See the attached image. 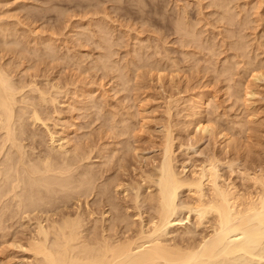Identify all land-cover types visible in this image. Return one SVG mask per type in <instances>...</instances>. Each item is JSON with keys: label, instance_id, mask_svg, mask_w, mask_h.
Here are the masks:
<instances>
[{"label": "bare ground", "instance_id": "obj_1", "mask_svg": "<svg viewBox=\"0 0 264 264\" xmlns=\"http://www.w3.org/2000/svg\"><path fill=\"white\" fill-rule=\"evenodd\" d=\"M231 1L217 0V2H215L219 6L223 5L222 7H225V12L227 13V10L233 6L231 4V6L229 5ZM260 1L264 3V0ZM232 4H234V0ZM261 5L262 4H260V6ZM226 15L227 14L224 16ZM183 17L185 18V16ZM233 20V15L228 16L229 23H233ZM103 24L104 23L100 20L98 23L96 21V25L100 32L96 34L99 36L100 42H94V44L106 50L107 53L108 50H110V53L109 55H105L106 53L104 55H99V62L97 61L96 64L93 65V68H95V66L97 68L98 66V68L100 67V69L103 70H112L119 67L121 71L116 77L118 78V83L116 84L119 86L122 85V87L127 84L131 86V84H129L131 80L127 75V70H124V65L122 68L118 62L115 61V63L111 59L115 54H113V50L111 52L115 41L113 42L111 40L113 36L110 37L109 32L106 31L110 30L108 27L104 31ZM188 24L181 17L176 25L177 33L182 31H187L188 33V35H183L185 38L187 36V41L185 42L184 40L182 42L181 40L185 45L189 43V39L193 40L197 38L195 31L189 29ZM105 26L107 25L105 24ZM0 28V227L1 224L2 227H4L3 223L7 222V220L11 219L12 222V219L17 220L18 218L19 223V220L21 222L22 219L28 217L29 222L27 224L32 227L34 226V230L30 232V234L28 231L30 238L28 239L29 241L26 242V244L28 243L26 250L24 249L25 246L22 245H19L20 247L18 246L17 248L24 249L27 253L29 252L32 254L31 258H33V260L32 262L30 261L31 264H256L255 258L264 257V146L258 148V146H261V140L264 141V136L262 139L259 137V139L255 134H251L252 131L249 133L251 129L254 130L252 126L251 128L249 126V128L247 127L249 129L248 133L244 131L243 126L244 128L246 127L245 125L247 123L245 124V121L248 120L247 116H245L247 120H245V117H243L244 120H242L243 118L241 119L244 121L243 123L239 121L241 125L240 133H237L238 135L230 131V133H225L223 128L224 131L215 133L213 129H215L214 127L217 124L214 126L212 124L213 121H211L212 118H209L210 115L208 116V114L206 115L204 112L206 107H208L207 105L212 106V104L215 103L213 99L212 103L210 97H206V94L204 96L200 94L195 100H189L190 98L188 100H181L184 104L188 103L189 105L187 107L184 105L185 108L179 109L178 106L181 105L180 100L169 97L167 101L168 108L165 106V115L167 113L166 117L168 116V119L166 118L165 121L168 120V122L163 125L161 124L162 138L159 147H157L159 150L157 153L158 156L157 154L156 157L153 156L152 164H150L152 168H150L149 171L148 167L147 171L141 169V179L139 177L138 180L136 179L139 183H137V181L133 183V179L132 181L126 179L129 182L127 183L126 180L124 181V177H121L124 176L125 171H127V169L124 170L123 168L125 165L127 167V163L130 160L128 156H131L130 152L136 150V146H134V148L132 144H135L134 142L138 140H135L137 137L136 135H138L137 133L140 131L141 134L142 131L144 133L143 129H145V126L148 124L146 123L147 121H144L146 119L144 116V114H146V109H139L137 105L138 108L135 106L137 108L136 113H134V109V112L132 110L127 113L125 112L124 115L121 114V119L115 120L116 113H118L117 108L115 106L114 109L112 107L113 105L111 106L109 104L111 106H109V110L111 111L108 112V109H106V111L108 112V117H111L113 121L110 118L108 121L105 120L103 122L104 119L102 120V118H104L106 113L103 115L104 112L99 113V110H97V112L103 116L101 118L100 115L97 114L100 117L99 120H102L101 123H104L101 124V130H103V128L105 129L103 133L100 130L102 133V136L100 135V140L106 139L109 141H101L102 143L99 141V144L101 143L102 145L100 144L101 149L99 147L98 152L96 151L98 147L96 143L95 145L97 147L95 146V151L97 155L99 154L98 161L99 159L100 161L105 159L101 164L102 166L106 165V167L112 160H116L113 158L118 156V162L115 161V163L119 164V170L121 171H119V176L118 172L116 174L113 171V174L109 169L112 164H109V173L112 175L109 176V174L107 175L102 172L104 175L109 176L108 179L104 178L105 181H103L101 180L103 179L101 177L102 175H100L101 170L99 171L97 169L100 172L98 177V171L93 166L95 163H92L93 160L91 161L93 154L89 143L92 144V142H90L92 141L90 137H92L93 134L88 138L90 140L88 145L83 142L79 145L75 138L77 137L75 133L78 130L76 132L74 131V139L70 136L72 132L70 134L66 129H62L61 131L56 130L58 129L59 122L57 125L56 122L58 120L54 121V115L59 117L58 115L61 113L58 106L64 104L71 107V109L74 108V110L80 111L82 109L81 106H84L83 103L87 104L83 101L80 108H78L79 106H74L75 102L74 105L72 104V98L77 94L75 92L78 87L73 91L75 95H73L72 98H67L70 97V95L66 92V89H69L68 87L70 84H68V86L65 84L67 88H63L62 85L64 83L61 85V82H54L52 79L50 80L47 78L48 76L45 78L44 82L43 80L40 82L38 81V77H40L39 74L36 76L33 72L32 75L31 71L30 74L27 73L29 72L28 70H32L33 68V66L31 67L28 65V69H26L27 67L24 68V74H27V77L25 76V79L17 78V75L21 72L17 74L15 72L16 70H12L13 65H11V58H14V45L16 43L14 42L15 44H13L7 41L8 33L11 34V31L9 32L7 28L5 29L2 26H0ZM86 29H88V27ZM84 31L83 29L82 33ZM92 34L90 35L92 36ZM12 35H14V33ZM10 37L11 35H9V38ZM41 38L43 44V37ZM35 39V45L37 46L39 44V38ZM48 39H51V37ZM52 41L47 42L46 40V43L44 42L43 46L45 45V49L43 47V50H40L42 52L41 55H39L40 52L37 50L34 52L31 49L32 53L34 52L35 55L37 51L39 54L36 55L40 61H47V59H49L51 63L59 59L57 58L59 53L57 54L58 51H56L58 45L56 46L55 42L53 44ZM246 42L247 41H245L244 47L242 46L243 49L240 47L239 43L238 47L240 50L242 49L244 51V48L247 50ZM27 43L26 41L25 45ZM32 43H34V40L33 42L31 41V44ZM20 45L23 44L20 43ZM28 45L29 44H27V47ZM116 45H118L117 42ZM258 47L259 46H257V48ZM39 48L40 47H38V49ZM139 49L141 50V48ZM26 51L28 52V50ZM8 53H12V55H9L11 62H8L9 59L6 57ZM21 55L23 56L25 54L21 53ZM249 56L250 55H248V57ZM66 57L67 54L65 58ZM135 57L136 58H130L132 59L131 63L136 69L138 68L137 70L141 67H147V65H144L145 63H142L143 65L137 64V62L144 61L140 53L135 55ZM25 59H27V57H25ZM24 60L22 62H24ZM246 61L247 59L245 62ZM260 61H262V59ZM251 62L255 63V61ZM242 63L243 66H245L244 62ZM250 63H245L248 65L247 67L251 65L249 67L250 69L248 68L252 76V81L250 83L248 82L249 84L253 82L252 74H254V81L260 77H264V70L261 68L264 63L262 62L263 65L259 67L263 72L260 70L258 71L259 68L257 65L259 66V64H256L255 68ZM22 65H24V63L20 66ZM81 66L83 67V65ZM251 67H254L253 70L256 69V71H258L257 75H255L256 71L251 73ZM248 69L245 70V67H243V70L247 72ZM140 74L141 73H139V75ZM141 75H143V73ZM161 76L162 73L157 75V80H159L160 83L163 82L164 77ZM174 76L175 75H173V77ZM176 76L171 78V85H175L177 81V79H175ZM27 78L29 79L26 80ZM140 81V78L139 81L135 80L137 83ZM244 81L242 82L244 83ZM237 82L239 83H235L236 86L233 85L236 93L239 92L240 94V91L243 89L242 91H247L245 95L253 94V87L249 86V88L245 86V88H243L244 84L239 80ZM246 84L247 83H245V85ZM162 86L163 84L161 87ZM174 87H176V85ZM84 88H86V86L81 90L78 88L80 91L76 96L79 99L78 101H80V99L82 101V98H84L83 100L86 99V101H88V98L91 99L90 96L93 93L89 90H84ZM117 89H115L116 93ZM122 90L126 92L125 89ZM231 93L233 94V92ZM236 95L238 94H235V96ZM135 98H133V101ZM239 98H241V95ZM96 99L97 98L94 100L96 101ZM70 100H72V103ZM111 101L113 102L114 100L112 99ZM136 101L137 100L134 102ZM97 103L99 104V102ZM93 105L91 106L95 107ZM174 106L177 107L178 114L187 112L183 117L187 118V120L184 119L185 122L181 123L185 127H193L192 131L187 134V139L183 138L187 141H177V131L174 130L176 123L173 121L172 116V111L175 109ZM128 107L130 108V106ZM51 108L53 109L51 110ZM111 108L116 110V113ZM116 117L119 118L120 115L118 114ZM215 117L217 116L215 115ZM248 118L250 122L251 119L250 117ZM215 120L217 119L215 118ZM255 121L253 123L251 122V124H256ZM239 122L236 121L238 124L237 127L239 126ZM262 123L263 122H261L260 125H262ZM119 124H122V126ZM233 124L235 125V121ZM176 125H178V122ZM40 129L44 130L43 132L48 140L46 141V148L44 149L42 148L45 146V144H43L45 139L43 140V138L46 137H44L45 135L42 136V134H40L41 136L39 135L37 131H40ZM116 130H118V133ZM218 130L219 129H217V131ZM116 133L117 136H127L125 148L123 147L124 144L121 143L122 147L119 145L120 142L116 140L118 138L115 135ZM261 133L263 134V132ZM98 134H100V132ZM98 134L96 132V136H98ZM141 134L139 136H141ZM113 135L116 136V139H113ZM206 135H209L212 143L209 144V148H206L208 150L207 153H205L207 150L204 151V149L203 152L202 150L200 151L202 154H205V156H203L204 159L197 160L195 158L198 157L192 156L190 151L192 149L197 150L196 148L203 139L205 140ZM134 136V141L131 144V140H133ZM82 139L80 140L82 141ZM85 139L84 142H87V136ZM114 140H116V142ZM255 141L260 143V145H257L258 143L256 144ZM83 144L85 146L84 148L87 149L85 151L83 150ZM110 145H112V147H110ZM113 145H117V147L113 148ZM262 145L264 144L262 143ZM37 149L39 150L37 151ZM120 152L121 154L117 155ZM133 153L130 158L133 157L135 159L136 156L134 157V155H136L137 152L134 155ZM179 154H183L185 158L182 155V159H184L180 160L179 156L181 157V155ZM94 158H96V156ZM125 159L126 161L127 159L129 160L126 162ZM144 159L142 158L143 161ZM86 161L88 162L87 164H85ZM82 162L85 164L84 166L83 164L81 165ZM148 162H144L145 164L142 162L144 167H146ZM115 163L114 165L116 167ZM97 165H95L96 168ZM139 166L141 168V165ZM92 168L95 169L97 173L92 170ZM112 168H114V166ZM135 168L137 169V167ZM105 169L106 168H103L102 170L108 173V171H106L108 169ZM136 169H133V171ZM122 170L124 172H122ZM99 181L101 184L98 183ZM141 181L142 183H140ZM143 189H145L144 193ZM131 191H133L134 194L131 193ZM118 195L128 198L129 201L125 199V202L121 197V200L124 201L125 204L123 202L121 203L120 199L119 202V200L116 199ZM93 196L96 199L93 202L89 201V198ZM83 198L84 203H82L85 208L82 210L81 206L80 209L82 212H78L79 207H77V213H74L73 210L76 211V209H74L73 204L80 202V200L82 201ZM72 200L73 204H68V202H72ZM82 203L80 202L81 205ZM119 203H121V205ZM90 204H93V208H91ZM68 205H72V211V208ZM76 205L78 206V204ZM67 207L70 208L69 212L68 209L67 212H65V210L63 211V209ZM95 212L98 213L100 217L97 214L98 218H96V215V219L93 217L92 220L91 218L94 216ZM180 212L184 215L181 220L175 218ZM32 215H36L35 222L31 219L33 217ZM184 220H186V223L182 224L183 226L179 227L175 225L176 221ZM6 227L7 225L5 228ZM170 227H173V229H169ZM11 228H13V226H11ZM9 259L8 261H10ZM10 262H12V260ZM2 263L5 264L4 262Z\"/></svg>", "mask_w": 264, "mask_h": 264}, {"label": "rangeland", "instance_id": "obj_2", "mask_svg": "<svg viewBox=\"0 0 264 264\" xmlns=\"http://www.w3.org/2000/svg\"><path fill=\"white\" fill-rule=\"evenodd\" d=\"M215 1L217 2V0H214V1L212 0H0V26H2L5 29L7 28L9 32L11 31L10 32L11 34L8 33L7 41L13 44L16 43L14 45L15 52L13 56L15 60L14 58H11L12 59V62H11L9 55L10 54L12 55V53H8L6 57L10 60L9 61L7 59L8 62H11L12 63L11 65H13L12 70L14 71L16 70L15 72L17 74H19L20 72L22 73L23 71L22 75L21 73L17 75V78L25 79V76L27 77V74H24L25 73L24 68H26L28 65L31 67L33 66L34 70L32 68V70H28L29 72L27 73L30 74V71H31L32 75H33V72H34V75L36 76H38L39 74L40 77H38V81L40 82H42V80L44 82L45 78L48 76L47 78H49L50 80L52 79L54 82H57V83L61 82L60 83L61 85L64 83L62 85L63 88H67L65 84H67V86L68 84H70L68 88L70 89L71 87V89L70 90L66 89V92L70 95V97H67V98H72V96L75 95V93L79 94L80 91L78 88H80L81 90L85 86L86 88H84V90H89L90 92L93 93L90 96L91 99L87 97L88 101H86V99L83 100L84 98H82V101L80 99L81 102L78 101L79 99L76 97L77 94L73 96L72 98L73 103H72V100H70V102L73 105L75 102L74 106L75 107L79 106L78 108H80V105L81 103H83V101L87 103V104L83 103L84 106H81L82 109L80 111L74 110V108L71 109V107H69L68 105H64V104H61L60 106H58V109H60L61 111L60 115H58L60 118L54 115V118H55L54 121L58 120L56 122L57 125L59 122V126L57 127L58 129H56L57 131L66 129V131L69 132L70 134L72 132L70 136H72L71 138L73 139L77 135V137H75L77 144L79 143L80 145L83 142L86 145H88L89 141L92 140L90 141L92 142V144L89 143V146L90 148H92V154L94 157L96 156V158H94L91 154L93 158V159L91 158V161L93 160L92 163H95L94 165L93 164L92 165L95 167L96 170L97 169L99 171L101 170V173L97 170L98 177H99V173L100 175H102L101 177L103 179L101 180L105 181L104 178L108 179V177L112 175L109 173L110 170L112 173L113 171L116 174L118 172L119 173L118 176L120 175L119 171H121L119 170L120 169L119 164L115 163V161L118 162L117 161L118 156L113 158L114 160L115 159L116 160L115 161L112 160L110 163H108L107 167L106 165L102 166L101 164L105 161V159H102L101 161L99 159L100 162L98 161L99 154L97 155V152L99 150V147L101 149V145H102L101 143L104 141L105 142L109 141L106 139L100 140L101 139L100 135L103 133V131H105L104 128L103 130H101L102 128L101 124H104L103 122L105 120L108 121V119L111 118V117L109 118L107 114L109 111H111L109 110V108L113 105L112 107L115 109V106H116L118 113H116V110L111 108L117 114L116 116H118V114L120 115L119 118L115 116L116 118L115 120L121 119V116H122L121 114L124 115L125 112L127 113L131 110L134 112V109H135L134 113H136V109L138 108V106H139V109L140 108L146 109V112H145L146 114H144L146 119L144 121L145 122L147 121L146 123L148 124L147 126H145V129H143L144 133L142 131V134H141L140 133L141 131H140L137 133L138 135H136L138 138L137 137L135 138L134 136L133 140L130 139L131 144L133 143L134 138L135 140L138 139L137 142L136 141L134 142L135 144H132L133 147L136 146V150L130 152L131 156L133 152H135L133 153V155L136 154L137 152V154L134 155V157L136 156V158L134 159L133 157L130 158L131 156H128L130 160L127 159V161L129 160L127 163V167L125 165L123 168L124 170L127 169V171H125L126 174L124 173V176H121L122 178L124 177L123 178L124 181L126 179L128 181L129 180L132 181L133 179L132 182L136 183V181L138 180V177L140 178L141 169L147 171V169L149 168L148 169L149 171L150 168H152L150 164H152V159L154 158L153 156L156 157V154L159 152L157 147H159V144L162 138L161 137L162 135L161 127L163 124H166L168 122V120L165 121L166 118L168 119V116L166 117L167 113L165 115V112H166V107L168 108L167 101L169 100L168 99L169 97H173L176 100H180V103L182 106L180 105L178 107L179 109H182V108H185L184 105H186L187 107L189 104L188 103L184 104V102L183 101L181 102V100L183 99L188 100L189 98H190L189 100H192V99L195 100V98H197V96H200V94L201 96H204L206 94L205 96L210 97L212 103H213V100L216 103V104L215 103L212 104V106L207 105L208 107H206L204 111L206 115L207 114L208 116L210 115L209 116L210 119L212 118L211 119V121H213L212 124L214 126L215 124H217L214 127L215 129H213V132L214 130H215V133L222 132L225 130L224 131L225 133L230 131L231 133L234 132V134L238 135L237 133H240V125H241L239 121L243 123L244 122L242 121L244 120L243 117L247 116L248 120L246 119V117H245V120H247L248 122L245 121V124L246 123L247 124L245 125L246 126L245 128L243 126L244 131H247L248 133L249 131L248 128L249 127L251 128L252 126L254 130L251 129L249 133L252 131L251 132L252 135L255 134L256 136H258L257 138L260 137L261 139L264 136V77H260L256 81H254V74H252L253 82L249 84L252 81V78H251L252 76L250 75V72H249V69H250L249 67L251 65L247 67L248 65L245 64L246 62L249 64L251 61H255V63L251 62L250 64H252V66L254 67L256 64H259V66L257 65V67L259 68L260 65H263L264 63L263 61L264 60V20H263L264 19V3L263 1H260V0H234V4H232L233 0L232 1L230 0L231 3H229V5L231 4L233 6L230 5L231 7L229 9L227 8L228 10L226 13L225 7L223 8L222 7L223 5L219 6L218 4H216ZM258 2L262 4L263 6L262 5L260 6ZM225 14H227L228 16L233 15V18H234L233 23L228 22V16L227 15H226L227 17L224 16ZM183 16H185V18ZM181 17L184 19V21L187 24L189 23L188 24L189 29H191L192 31H195V34L197 37L193 40L188 38L189 43L186 45L183 44L182 42L184 40L185 42L187 41L186 40L187 36L186 38L185 36H183L184 34L188 35L187 31H182L179 33L176 32V25L179 22V19ZM99 20L102 23H104L103 24L104 31L108 27L110 30H106V31L109 32L110 37L111 36L114 37V38L112 37V39L110 38L113 42L115 41L114 46L111 49V52L113 50V54L114 53L115 54L111 57V59L113 62L115 61L118 62L120 67L122 68L124 65V70L125 69L127 70V75L131 80L129 82L131 86L127 84L122 87V85L119 86L116 84L118 83L117 81L118 78L116 77L120 74L119 72L121 71L119 70V67L114 68L112 70H103V69H100V67L98 68V66L97 68L96 66L95 68H93L94 67L93 65H95L97 61L99 62V59H98L99 55H102V54L104 55L105 53H106L105 55L107 54L109 55L110 53V50H108V53H107L106 50L94 44V42L96 43L99 41V38H98L99 36L97 34H99L100 32H99V28L96 25V21L98 23ZM105 24L107 26H105ZM89 26L92 29H90ZM87 27L88 29H86ZM83 29L85 31L82 33ZM13 33L14 35H12ZM90 34H92V36ZM9 35H11L10 38H9ZM41 37H43V44L46 40L47 42H49V41H52L53 39L52 43L54 44L55 42L56 46L58 45L56 51H58L57 54L59 53L57 55V58L59 59H56L55 61L51 63L49 62V59H47V61L42 60L44 62L38 59L37 55L39 53H37V51L40 52L39 55H41L42 52L40 50H43V47L45 46V45L43 46L42 44ZM49 37H51V39H48ZM35 38H39L38 39L39 44L37 46L35 45V42H36ZM25 40L28 42L27 44L29 45L31 44V41L33 42V40H34V43H32L30 46L28 45L27 47V44L25 45V42H26ZM245 41H247L246 42L247 50L246 48H244V51H245L244 53V51L242 50L243 49L242 46L244 47ZM116 42L118 45H116ZM20 43L23 45H20ZM239 43H240V47L242 48L241 50L238 47ZM256 44L257 46H259L258 48ZM32 47L34 48V50ZM38 47L40 48L38 49ZM139 48H141V50ZM31 49L34 52L35 50H37L35 55H34V52L32 53ZM26 50H28V52ZM21 53L22 54L24 53L26 56L23 55L24 56L23 58ZM139 53H140L142 60L144 59V61L137 62V64L143 65L142 63H145L144 65H147V67H141L139 68V70H137L138 68L136 69V67L131 63L132 59L130 57L136 58L135 55H138ZM66 54H67V57L65 58ZM246 55L247 57L248 55H250L249 57L251 58V61L249 57L248 58L246 57ZM25 57H27V59H25ZM30 57H31V60H30ZM246 59L247 61L245 62ZM261 59L262 61H260ZM23 60L24 62H22ZM242 62H244L245 66H243ZM20 63L21 64L24 63V65L20 66L21 65ZM81 65H83V67ZM243 67H245V70L249 68L248 72L243 70ZM254 67L253 68L251 67L252 68L250 70L252 71L251 73L256 71V69L253 70ZM28 68L29 67H27L26 69ZM261 68L264 70V65ZM154 69L156 72L154 71ZM259 70L260 68L258 69V71ZM263 70L262 71L260 70V71L263 72ZM258 71L255 72V75L258 74ZM138 72L141 74L143 73V75L140 74L141 75L140 76ZM161 73H162L161 77L166 76L165 79L163 77L162 83H160V81L157 80V75ZM138 75L141 80L140 81L141 83L135 82V80L139 81ZM173 75L175 76L177 75L175 78L177 79V81L175 80L176 87H174L175 85L173 84L172 86L170 82ZM28 79L29 78H27L26 80ZM158 79H159V76H158ZM238 80L241 83H243L242 81L245 80L243 83L244 84L243 88H245V86L253 87L254 91L251 88L253 94L245 95L247 91L245 90L246 92H244L242 91L243 89L241 90L242 93L241 91H240V94L239 92L236 93V90H234L235 87H233V85L236 86V84L239 83L237 82ZM245 83L249 85L247 84L245 85ZM162 84L163 86L161 87ZM115 89H117V93ZM122 89H125L126 92H124V90ZM75 90L76 92L73 93V91ZM230 91L233 92V94ZM124 93L126 94V96ZM235 94H238V95L235 96ZM240 95H241V98H239ZM121 97H124V98H121ZM135 97L138 99H136ZM95 98H97L96 101L94 100ZM133 98H135L134 101L135 100L137 101L134 102ZM112 99L114 100L113 102L111 101ZM97 102H99V104ZM90 104L91 105L94 104L93 106H95L96 108L92 107ZM131 105H132V108H131ZM89 106H91L92 108ZM128 106H130V108ZM105 107H108V108H105ZM174 107L175 109H173L172 111V116H173V121L176 124L178 122V125L175 124L176 127H174V130L177 131L176 132L177 141L179 140L187 141L185 140L187 139V134L190 131H192L193 127L188 128L182 124L183 122H185V120H187V118H183L185 116V113L187 114V112H184L183 114L182 113L178 114L177 107L176 106ZM52 109L53 108H51V110ZM106 109H108L107 110L108 112L106 111ZM97 110H99V113L104 112L103 115L106 113L104 118H102L103 117L102 114H99ZM97 114L100 115L102 120L104 119L102 123H101L102 120L101 119L99 120L100 117ZM215 115L217 117H215ZM208 116H207V119H208ZM248 117H250L251 119L250 122H249ZM215 118L217 120H215ZM234 121H235V125L233 124ZM236 121L239 122L238 127H237L238 124L236 123ZM254 121L256 124H251V122L253 123ZM260 121L263 122L262 125H260L261 123ZM257 122L258 123L260 122L259 123L260 126L258 125ZM209 124L212 125L211 123ZM119 125L122 126V124H119ZM217 129L219 130L217 131ZM100 130L102 131V133ZM118 130H116V132ZM255 130L257 131V133ZM40 131H37L39 135L42 134V136H44L45 135L43 132L44 130L40 129ZM74 131L75 132L77 131L75 133V136H74ZM98 131L100 132V134H98L99 133ZM83 132L85 133V135ZM96 132L98 136H96ZM261 132H263V134ZM117 133L115 134L116 136H117ZM140 134L141 136H139ZM115 135H113L114 137L113 139H116ZM86 136H87L88 141L84 142L86 140L85 139ZM44 137L46 138L42 137L43 140L45 139L43 142V144H45V146L42 147L43 149L46 148V141H48L47 136L45 135ZM89 137L91 138L90 140L88 139ZM117 137L121 138V139H118V138L116 139L117 141L119 140L120 142L119 145L122 147V144H124L123 147L125 148L126 146L125 142H126L127 136L125 137L117 136ZM179 138H182V139L185 138V139L182 140ZM80 139H82V141ZM116 140L114 141L116 142ZM99 141L100 142L102 141L100 143L101 145L99 144ZM261 142L264 144L263 140H261ZM96 143L98 147L95 145ZM210 143H212L210 140V137L209 135H206L205 140L203 139L199 143L198 147L196 148L197 150L192 149L190 151V154L194 157H198V158H195L197 160L204 159L203 156H205V154H202L200 151L202 150L203 152V149L204 151L207 150L206 148H209ZM255 143L257 144L258 142L255 141ZM262 143L260 147L258 146V148H262V146H264L262 145ZM117 145L116 146L113 145V148H116ZM257 145H260V143H258ZM82 146H83L84 151L87 150L86 148H84L85 147L84 144ZM95 146L97 147V149ZM110 147H112V145H110ZM95 149L97 152L95 151ZM38 150L39 149H37V151ZM207 152L208 150L205 151V153ZM120 154L121 152L117 155H120ZM182 155L181 157L179 156L180 160H183L185 158V156L183 155L184 158L182 159L183 157ZM141 157L143 159L145 158L144 161L142 160ZM142 162L143 163L148 162L146 164V167H144ZM87 163L88 162L86 161L85 164ZM114 163L116 164V167ZM82 164L83 162L81 163V165ZM85 164H83V166ZM109 164L110 165L112 164L111 168L109 167ZM95 165H97V168ZM139 165H141V168ZM113 166L114 168H112ZM108 167L110 170L108 169ZM135 167H137V169ZM103 168L108 169V170L105 169L106 171H108V173L107 172L105 173V171L102 170ZM95 169L92 168V170L96 171ZM133 169H136V170L133 171ZM102 172L107 175L109 174V176L104 175ZM122 172L124 171L122 170ZM136 174H137V177H136ZM127 180L126 182L129 183ZM100 181L98 182L99 184H101ZM137 183L139 182L137 181ZM140 183H142V181ZM143 190H144L143 191L144 193L145 189ZM131 193L134 194L133 191H131ZM89 199H90L89 201L93 202L96 198L93 196L92 198L90 197ZM116 199L117 200L122 199L124 201L125 199H127L129 201L128 198H124L121 195H118ZM117 200L116 202L118 203ZM122 200H121V203L123 202L125 204L126 201L124 202ZM80 202L84 203V198L82 199V201L80 200ZM80 202L78 203L76 202L78 206L76 204H73V200L72 202H68V204L69 203L73 204L74 209H76L75 211L73 210V207H71L72 205H68L70 206V208H72L71 211L73 210L74 213L75 212L77 213V209H78L77 207H79L80 209L81 206L83 210L85 207L83 206V203L81 205ZM121 203L119 204L121 205ZM93 204L92 205L90 204L91 208H93L92 207ZM95 205H98V204H95ZM70 208L69 207L64 208L63 211L65 210V212H67V209H68V212H69ZM79 209H78V212L79 211L82 212V210L81 209L79 210ZM97 214L98 213L95 212L94 216H92L91 219L93 220V217L94 219L98 218L99 214L98 215ZM32 216H31L32 218L31 217L30 218L32 219V221L35 222L36 215H32ZM183 216H184L183 213L180 212L179 215L175 216V218L181 220L183 219ZM28 222H29L28 217H25L24 219L21 220V222L19 220L20 225L18 223V218L17 220L12 219V222H11V219L7 220V222H5L7 224L3 223L4 227H2V224H1L0 252L2 253H0V264L2 262H4L5 264H31L33 260V258H31L32 254H30L29 252L27 253V251L25 250L28 244V243L26 244V242L29 241L28 240L30 238L29 234L30 232L34 230L33 228L34 226L33 227L29 226L27 224ZM185 223H186V220L176 221L175 225L176 226L178 225L180 227V226H183L182 224H185ZM6 225L7 227L5 228ZM11 226H13V228H11ZM173 227L172 228L170 227L169 229H173ZM28 231H29V234H28ZM19 245L25 246V248L23 247L25 250L17 248ZM8 259L10 261L12 260V262L8 261ZM255 259H256L255 260L256 264L257 263L264 264V257L262 258L257 257Z\"/></svg>", "mask_w": 264, "mask_h": 264}]
</instances>
